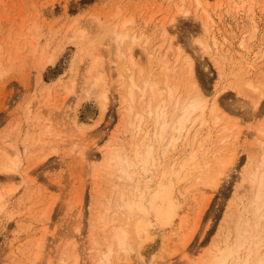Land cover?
Wrapping results in <instances>:
<instances>
[{"label":"rangeland","instance_id":"obj_1","mask_svg":"<svg viewBox=\"0 0 264 264\" xmlns=\"http://www.w3.org/2000/svg\"><path fill=\"white\" fill-rule=\"evenodd\" d=\"M200 2L198 8L195 0H0V163L17 160L15 172L0 169V193L4 195L0 200V264H60L63 257L67 264H74L76 258L78 264L100 263L102 248L95 243L101 240L97 214L116 183L103 164L111 148H126L130 141L127 106L121 104L126 92L123 82L131 74L125 73L130 61L121 58L115 64L114 37L121 29L142 39V46L132 49L138 61L136 77H155L160 60L167 55L170 65L174 63L176 44L173 51H167L169 42L164 43L162 35L165 27L170 32L167 41L178 43L184 58L194 60L199 88L219 99L220 124L207 117L196 141L197 162L219 156L214 152L225 144L226 150L239 151L234 170L216 193L210 195L209 189L199 185L202 181L198 179H204L208 169L202 174L194 171L180 182L177 213L171 226L157 230L145 247L144 259L149 261L145 264L188 263L181 250L183 243L188 245L190 264L220 252L226 231L233 225L224 214L238 215L236 195L242 172L252 143L258 140L255 128L264 125V97L254 108V97L251 101L238 88L248 77L257 81L264 71V58L257 60L264 55V0ZM93 50L100 51L102 58L108 91L105 111L101 89H88L86 80L92 61L85 55ZM72 82L75 88L69 89ZM225 127L230 132L223 131ZM152 128L148 122L144 132L150 130L151 135ZM222 138L227 139L220 142ZM184 142L176 154L188 162L192 156L188 148H181ZM170 242L175 243L172 248ZM133 254L131 262L137 264Z\"/></svg>","mask_w":264,"mask_h":264},{"label":"bare ground","instance_id":"obj_2","mask_svg":"<svg viewBox=\"0 0 264 264\" xmlns=\"http://www.w3.org/2000/svg\"><path fill=\"white\" fill-rule=\"evenodd\" d=\"M195 1L198 8L202 6L200 0ZM120 28L121 27H119V29ZM203 28H205V32L208 31L207 24L204 25ZM162 33L166 39L164 43L169 42V46L167 45L168 52L173 51L176 44L177 56L176 59L174 58V63L172 66L170 65L171 60L168 59L169 57H167V55L160 60L161 69H159L155 77L151 75L143 77L141 75L142 77L139 78L135 76V74L138 73H134V68L136 67L137 69L138 61H134L132 49L135 46H142V44H140V40L142 39H139L140 37L137 38L133 34L131 35L124 29L115 33V64L121 62V58H126L127 61H130L126 66V72H124H131V74L128 76V82H123L126 92L123 94L122 100L120 99L121 104L127 106L125 110L128 119L127 124L130 128V141L126 148H111L103 164L106 173L107 171L109 172L108 176L116 181V183L113 187V193L110 195L108 193V196L104 199L102 210L100 209V212L98 211L97 214L98 224L101 226V240L99 241L97 239L95 243L102 248L99 264H130L132 259H134L132 258L134 255L133 253H136V259L138 257L139 262L137 264L140 262L141 264L149 262L144 259L146 257V255L144 257L145 247L147 248L148 244L154 240L157 230L161 231L171 226L177 213L176 192L179 190L180 182L192 175L194 171L202 174L203 171L208 169L207 176L204 179H198L202 181L199 185L203 186L204 189H209L210 195L214 194L222 185V181L230 177V173L234 170L235 162L238 161L239 151L236 149L226 150L225 144L222 145L219 150L213 148L216 150L214 153L219 156H213L214 158L211 156L212 159L209 157L203 164L197 162L196 155L198 153H195V146L199 138L198 133L201 127L208 122L207 117L209 115L212 118L210 120H213L214 123H219V121H221L218 115L220 112V107L218 106L219 99L217 100L214 93L215 96H211V93H209L210 95L207 94L208 96L203 93L195 78L194 60H192L191 56H186L184 58L185 53L178 46V43L173 42L171 39L167 41V38L170 37V32L165 27H163ZM127 40L129 41L127 47H123V43ZM200 44L205 49L209 48L205 43ZM162 46L160 48H162ZM122 48H125V50L123 51ZM159 51L158 49V52ZM147 54L149 57H153L150 51ZM148 55L147 59H149ZM85 56L91 58L92 61V66L86 77L88 89H101L99 98L103 105V111H105L107 109L106 102L108 101V91L102 71L103 65L100 51L93 50ZM261 58H264V55L260 56L257 60ZM53 59H51V61H53ZM124 61L125 60H123V62ZM149 62L150 61H148V63ZM181 62H184V64ZM150 64L148 65L150 66ZM143 67L144 66H141L140 68ZM252 67L253 66H251V68ZM143 71L144 69L140 70V74H143ZM149 71L150 70H148V73ZM260 74L257 81L252 78L249 79L247 76V80L238 87L241 92L246 93V97L250 100L251 96L254 97V108L257 107L260 100L264 97V71ZM241 80H243V78ZM69 85H71L68 86L69 89L75 88L74 82ZM182 88L183 90H181ZM205 93L207 92L205 91ZM211 98L213 100H211ZM255 116L256 115L252 118ZM148 122H151L153 127L151 135L149 133L150 130L144 132V130H146L145 125L148 124ZM74 124L76 125L75 121ZM197 125L200 126H198L199 128L196 130V134L192 137V130H194ZM224 130H228V128L225 127L223 131ZM72 132L74 133V130H72ZM219 133L220 132H218V134ZM255 135L258 136V140H254L252 148L249 150L247 168L242 172V180L239 185L240 189L237 190L236 196H238V201L240 203V208L238 207L236 210L238 215L233 218V215H228V213L224 214V219H230V223L233 225L226 231L220 252L213 255L210 259L204 260V262L203 260L202 262L199 260V262L197 261L198 263L195 262L196 264H264V125L261 124L255 128L254 136ZM240 137L241 136L237 134L235 140L239 141ZM226 139L227 138H222L220 142L226 141ZM183 142L184 145L181 146V148H188L189 151L187 152L190 157L192 156L188 162L183 159L181 154H176L180 143L182 145ZM220 144L218 143V145ZM216 148H218V146ZM194 155L195 157L193 158ZM16 168L17 160L8 159L0 163V169L5 173L15 172ZM196 184H198V182ZM3 196L0 193V200L4 198ZM229 203L231 204V202ZM230 204L228 205L227 212L232 206ZM99 206H101V204H99ZM234 208H236L235 205ZM232 219L235 221L232 222ZM95 220H97L96 217ZM174 244L175 243L172 244L170 242L168 246L172 248ZM186 245V243H183L184 250L181 249L182 247L179 248V250H182L186 257V262H188H184V264H190L189 249L188 245L187 247ZM62 254L64 255V253ZM39 255L40 251L35 255V260L38 259ZM63 258L59 260L60 264H67V261ZM148 259L150 258L148 257ZM182 261H184V259ZM31 264L37 263L34 261V263L31 262ZM74 264H78L77 258ZM150 264L153 263L150 262Z\"/></svg>","mask_w":264,"mask_h":264}]
</instances>
